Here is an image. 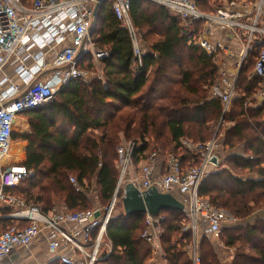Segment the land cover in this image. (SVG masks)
Returning a JSON list of instances; mask_svg holds the SVG:
<instances>
[{
    "label": "trees",
    "instance_id": "1",
    "mask_svg": "<svg viewBox=\"0 0 264 264\" xmlns=\"http://www.w3.org/2000/svg\"><path fill=\"white\" fill-rule=\"evenodd\" d=\"M195 1L199 10L213 12L203 9L212 8L211 0ZM151 2L159 8L147 6ZM130 14L137 27L148 26V33L158 36L146 38L143 64H135L131 36L106 3L92 40L96 50L109 54L100 59L101 67L91 53L80 61L81 68L98 70L103 78L90 82L71 79L49 103L25 112L29 133L15 134V139L28 142L23 165L34 175L6 191L33 202L45 213L62 200L72 211L90 209L88 195L75 188L71 176L83 186L95 179L102 199L110 201L119 178L118 147L123 138L141 137L145 141L149 136L155 146L164 152L176 151L183 164L190 166L198 161L189 151L179 150V140L187 137L206 142L214 135L223 107L219 99L209 98L206 88L216 78L217 66L196 43L204 21H194L187 29L179 16L151 0H132ZM157 27L162 29L158 33ZM252 68V64L243 68L238 82L241 95L225 117L235 122L225 136L229 154L222 168L211 172L200 186L201 195L237 219L223 228L220 236L227 248L235 249L231 264H264V218L249 220L264 209V101L256 106L252 97L260 82L248 78ZM251 97L252 105L246 106ZM241 145L252 157L236 153ZM144 149L143 144L138 151ZM12 210L0 206V233L16 223V219L4 216ZM161 212L167 217L165 262L193 264L184 250L192 242L182 222L185 210ZM143 217L122 213L111 220L106 239L112 242L113 250L103 264H152L151 248L140 237L145 227ZM27 223L22 221L21 225ZM178 233L180 238L174 240ZM200 250L201 264H224L206 237L200 242Z\"/></svg>",
    "mask_w": 264,
    "mask_h": 264
},
{
    "label": "built area",
    "instance_id": "2",
    "mask_svg": "<svg viewBox=\"0 0 264 264\" xmlns=\"http://www.w3.org/2000/svg\"><path fill=\"white\" fill-rule=\"evenodd\" d=\"M151 1L170 9L187 29L194 21H204L196 43L213 58L218 69L216 78L206 86L209 98L219 99L223 107L216 132L206 142L187 137L179 140V150L189 151L198 161L190 166L183 164L176 151L164 152L151 146L148 138L143 142L123 138L118 147L119 178L109 203H97L80 211H72L63 203L45 213L33 202L6 191L34 175L22 164L1 165L11 150L19 115L49 103L71 79H86L89 73L80 67L85 54L92 53L97 64L109 54L96 50L92 40L106 3L131 36L136 65L143 64L146 47L130 14L132 0H0V73L8 64L14 73L0 78V206L13 208L4 216L17 220L0 233V264L15 248L30 247L45 232L47 247L56 255L58 264L101 263L113 250L112 242L106 241L107 230L113 218L125 213L119 212V208L124 209L128 183L141 192L156 187L161 193L175 195L185 205L189 222L184 231L192 232V242L185 249L193 264H201V228L219 239L224 225L237 221L227 210L201 195L200 186L211 172L223 166L226 156H222L221 148L229 151L224 138L235 122L225 117L241 95L238 82L246 65H253L248 78L260 80L252 96L256 106L264 101V0H228L211 13L199 10L195 0ZM216 28L224 29L229 40L212 39ZM230 40H235L237 47ZM58 47L62 49L57 50ZM252 97L246 106L252 105ZM143 144L145 149L138 151ZM236 153L252 157L242 149ZM70 182L89 195L87 184L81 185L75 176L70 177ZM166 218L162 212L144 214L145 227L140 236L150 246L153 260L159 263L165 260ZM22 221L28 223L23 226Z\"/></svg>",
    "mask_w": 264,
    "mask_h": 264
},
{
    "label": "crops",
    "instance_id": "3",
    "mask_svg": "<svg viewBox=\"0 0 264 264\" xmlns=\"http://www.w3.org/2000/svg\"><path fill=\"white\" fill-rule=\"evenodd\" d=\"M211 37H212V39L226 38L227 40H229L227 37L226 31L224 29H220V28H216L212 32ZM230 41L235 46L237 45V42L235 40H230ZM61 49H62V47L57 48V50H61ZM94 62H95V60H94ZM95 64H97V63L95 62ZM97 66L101 67L100 61L97 64ZM95 77L96 78H103L102 74L100 77L99 76H95ZM25 112H23L19 115V117L16 121V124H15V127H14L13 148H16L19 151V156H20L21 160L20 161L4 162V163L1 162V165H8V164H22L23 165L27 161L28 142L25 140H22V139H15V134L24 135V134H27L31 131L29 120L25 116ZM243 146L244 145H241L240 147L237 148V150L242 149L244 151ZM1 207L3 208L4 206H1ZM0 215H2L1 212H0ZM257 218H264V209L263 210H257L251 217H249V220L254 221ZM45 233L38 236L30 247L25 248V247L19 246V247L15 248L4 259L2 264H58L56 255L51 253L47 247V239H46ZM204 233H208V232H206V229L204 230V232L201 231V233L198 236V241L202 239ZM208 235H211V234L208 233ZM214 242H215V245H214L215 249H217L219 254H221L220 256H222V254L225 253L224 252L225 250H223L222 247H224L225 245L223 246L220 238L219 239L215 238ZM185 248H187V247L185 246ZM184 250H186V249H184ZM232 250H234V249L226 248V251H228V254H230V252H232ZM187 254H188V252H187ZM152 256L153 255H151L150 263H152V264H167L165 262V260L163 263H159L156 260H153L154 258H152ZM230 256H233V253H231ZM232 258H234V257H232ZM225 262H226V264H231L232 260L228 259Z\"/></svg>",
    "mask_w": 264,
    "mask_h": 264
},
{
    "label": "rangeland",
    "instance_id": "4",
    "mask_svg": "<svg viewBox=\"0 0 264 264\" xmlns=\"http://www.w3.org/2000/svg\"><path fill=\"white\" fill-rule=\"evenodd\" d=\"M228 0H211L210 1V3H209V5L210 6H212V8H207V7H202L203 9H205L206 11H212V9H213V11H215V10H217L218 8H220V7H222L226 2H227ZM160 5V4H159ZM147 6H149V7H152V9H157V8H159L156 4H154V3H147ZM163 6V5H162ZM165 7V6H164ZM165 8H167V7H165ZM168 9V8H167ZM172 14H173V12L170 10V9H168ZM138 29H139V31H140V33H141V35H142V40H143V44L145 45V47L147 48L148 47V43H147V41H146V38L147 39H150V40H152V39H154V38H157L158 36L156 35V34H149L148 33V30H149V27L148 26H144V27H138ZM160 30H162L161 28H156V33H158ZM189 66V65H188ZM91 70H93V68H90ZM88 71V70H87ZM89 72V71H88ZM101 72L99 71L98 72V70H97V72H89V75H88V77L86 78V79H84V80H86L87 82H90V81H92L94 78H96L95 76H101V74H100ZM6 75H9V76H13L14 75V73H13V67L12 66H10L9 64L8 65H6L5 67H4V70L0 73V78H2V77H4V76H6ZM220 121V117L218 118V120H217V123ZM218 125V124H217ZM217 125H216V128H217ZM216 128H215V132H216ZM215 132H214V134H215ZM98 135L99 133L98 132H95V135ZM214 136V135H213ZM148 138H150L149 139V144L151 145V146H155V144H156V142H155V140L153 139V138H151V137H149L148 136ZM126 140H133V141H144V138H141V137H138V139L137 138H125ZM163 141H164V139H162ZM161 140V142H163ZM224 142H225V138H224ZM169 146V148H170V145H167L166 147H168ZM226 148H228L227 146H225ZM221 151H223V153H222V156H227L228 154H229V151H225V150H223V148H221ZM10 160V161H9ZM21 159H20V156H19V151L16 149V148H12V151L10 152V154L4 159V162H11V161H20ZM222 168V167H221ZM220 168V169H221ZM118 170H119V168H118ZM87 183V185L89 186V189H90V193H89V195H88V198H89V206L88 207H90V208H92L95 204H97V203H100V204H107V203H109V201L107 202V201H105V200H103L102 199V197H101V192H100V189H99V186L97 185V181L95 180V179H93L92 181H90V182H86ZM91 190H92V192H91ZM63 203H64V201L62 200V201H58L57 203H56V208L57 207H60V206H62L63 205ZM124 211V209H122L121 207L119 208V212H123ZM143 219H144V217H143ZM182 222L183 223H185V224H187L188 222H189V220H188V218H187V212L185 211V213H184V218H183V220H182ZM234 224V222H231V221H228L225 225H224V227L223 228H225V227H229V226H232ZM204 228H201V230L200 231H203L204 232ZM142 232H143V230H142ZM141 232V233H142ZM186 232H188V233H190V236H192V232L190 231V230H187ZM165 234V233H164ZM180 234L181 233H178V235H176L175 237H174V240H177V239H179L180 238ZM140 236H141V234H140ZM166 237H167V234H166V236L164 235V239H166ZM204 237H206L207 239H208V241H210L213 245H215V237H213V236H211V235H208V233H204V235H203V237H202V239L204 238ZM201 239V240H202ZM201 240H199V242H198V244H199V246H200V242H201ZM221 240V239H220ZM106 241H107V239H106ZM222 242V241H221ZM189 244V243H188ZM222 244H223V242H222ZM223 246H224V244H223ZM107 246L105 245L104 247H102V250H104L105 248H106ZM185 248V247H184ZM223 248V250H225L224 252V254H222V256H220L221 254H219V252H218V250L216 249V251L218 252V255H219V258H220V260L224 263V264H226V260H228V259H230V260H233V258L232 257H234V255H235V249L234 250H232V252H230V254H228V251H226V248L227 247H222ZM231 253H233V256H230L231 255ZM200 255H201V250H200ZM190 257V256H189ZM232 258V259H231ZM193 263V262H192ZM97 264H103L102 263V261H101V263L99 262V263H97ZM104 264H107V263H104Z\"/></svg>",
    "mask_w": 264,
    "mask_h": 264
},
{
    "label": "water",
    "instance_id": "5",
    "mask_svg": "<svg viewBox=\"0 0 264 264\" xmlns=\"http://www.w3.org/2000/svg\"><path fill=\"white\" fill-rule=\"evenodd\" d=\"M123 206L125 214L128 217L146 213L158 215L163 210H185V205L175 195L171 193H161L156 187L141 192L132 183L126 185ZM99 214L100 213L97 212L96 215L99 216ZM5 218L13 217L10 216Z\"/></svg>",
    "mask_w": 264,
    "mask_h": 264
},
{
    "label": "bare ground",
    "instance_id": "6",
    "mask_svg": "<svg viewBox=\"0 0 264 264\" xmlns=\"http://www.w3.org/2000/svg\"><path fill=\"white\" fill-rule=\"evenodd\" d=\"M12 148H13V144H12L11 150L9 151L8 155H9L10 152L12 151ZM8 155H7V156H8ZM7 156H6V157H7ZM6 157H5V158H6ZM2 162L4 163V159L2 160Z\"/></svg>",
    "mask_w": 264,
    "mask_h": 264
}]
</instances>
